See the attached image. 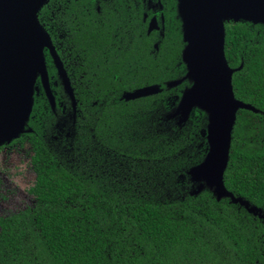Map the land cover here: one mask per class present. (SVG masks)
Here are the masks:
<instances>
[{"label": "trees", "instance_id": "trees-1", "mask_svg": "<svg viewBox=\"0 0 264 264\" xmlns=\"http://www.w3.org/2000/svg\"><path fill=\"white\" fill-rule=\"evenodd\" d=\"M57 3L87 0H49L40 11ZM224 29L228 66L242 65L232 75L234 96L258 112H237L223 182L262 217L189 176L208 150L207 119L198 109L185 122L169 118L188 86L185 65L172 89L157 83L156 96L137 101L133 119L120 106L124 91L107 106L109 91L88 88L87 100L99 99L87 101L85 139L77 126L66 137L50 110L37 107L36 81L25 128L31 131L22 134L33 146L35 202L0 217V264H264V27L241 22ZM178 52L171 45L170 60ZM138 79L144 85L143 75Z\"/></svg>", "mask_w": 264, "mask_h": 264}, {"label": "water", "instance_id": "water-1", "mask_svg": "<svg viewBox=\"0 0 264 264\" xmlns=\"http://www.w3.org/2000/svg\"><path fill=\"white\" fill-rule=\"evenodd\" d=\"M49 0H0V146L17 139L26 130L33 105L37 77L42 80L46 97L53 108L43 49L49 37L38 20V13ZM176 18L181 23L188 86L182 91L170 113V119L185 122L194 109L205 113L207 153L203 161L189 171L193 181L201 179L213 188L218 199L229 197L248 213L262 217V211L242 198H235L225 189L223 173L228 164L231 134L236 114L244 109L257 113L253 106L235 98L232 75L242 68L228 66L224 55V25L251 23L264 27V0H175ZM32 13L36 28L25 16ZM149 29H153V22ZM63 78H64V73ZM172 82L171 84H177ZM64 92L75 100L65 79ZM158 86H147L125 92V101L158 93ZM77 109V107H76Z\"/></svg>", "mask_w": 264, "mask_h": 264}, {"label": "flooded vegetation", "instance_id": "flooded-vegetation-1", "mask_svg": "<svg viewBox=\"0 0 264 264\" xmlns=\"http://www.w3.org/2000/svg\"><path fill=\"white\" fill-rule=\"evenodd\" d=\"M173 1L87 0V4L57 3L52 5L54 8L52 11H39V23L47 33L53 51L52 54L47 46L43 49L45 70L54 103L52 108L44 97L46 94L42 80L37 77L36 81L41 90L38 101L40 105L37 107L50 110L53 114L54 126L63 130L66 137H70L74 126L78 128V137L82 136L84 139L87 137V114H89L87 103L91 101L96 105V100L99 99L87 100L85 91L88 88L96 87L109 91L104 98L107 106H113L119 103V91L132 92L158 84L170 90L173 85L171 83L179 81L177 78L183 72L182 65H184L180 53L182 35L178 42L176 39L172 40V37L175 35L179 37L181 33V24L176 18ZM46 6L48 3L43 7ZM81 8L82 11H72ZM78 13L79 17H77ZM151 22L153 29L150 30ZM171 45L179 46V52L170 60ZM162 53L167 55L168 62L163 63L166 57ZM62 73L65 75L64 78ZM141 75L144 78L142 81L144 85L138 86L137 82L140 81L138 78ZM65 79L79 110L72 107L70 96L64 92ZM146 81L157 82L147 84ZM157 94L128 100L120 106L127 108L128 112L131 111L133 119L136 117L133 113H139V109H136L139 100L153 98ZM92 96L95 95H89ZM33 121L37 123L36 120ZM84 139L83 143H87ZM32 153L33 146L27 135L0 146V187L4 188V184L7 189L8 185L14 187L11 180L19 176V168L16 167L27 161L33 174V184L26 188L25 195L33 200L34 205L35 201L30 193L36 178ZM11 155L20 156L17 164L10 162ZM7 192L11 197H16L15 194H18L8 190ZM9 202L12 207L17 206L5 214L0 211V217H7L33 206L19 207L18 204L13 205L10 199Z\"/></svg>", "mask_w": 264, "mask_h": 264}, {"label": "rangeland", "instance_id": "rangeland-1", "mask_svg": "<svg viewBox=\"0 0 264 264\" xmlns=\"http://www.w3.org/2000/svg\"><path fill=\"white\" fill-rule=\"evenodd\" d=\"M19 158L20 156L18 155H11L10 162L17 164ZM18 168H19L18 171L19 176L14 180H11L12 179L11 177L9 178L11 182H13L14 187L8 185V189H7L6 184H4L5 189L0 187V197H1L0 211L3 212L2 214H5L9 210L15 208L17 206L16 204H18L19 207H23L25 205H30V206L33 205V200L25 195L26 188L30 187L33 184V174L31 168L27 161H23L19 167H16V169ZM3 190L5 192H3ZM7 190L13 192L14 194L15 192H18V194H15L16 197H11L10 193L7 192ZM9 199L10 201L13 202V205L16 206L12 207V205L9 204L10 203Z\"/></svg>", "mask_w": 264, "mask_h": 264}, {"label": "bare ground", "instance_id": "bare-ground-1", "mask_svg": "<svg viewBox=\"0 0 264 264\" xmlns=\"http://www.w3.org/2000/svg\"><path fill=\"white\" fill-rule=\"evenodd\" d=\"M25 21H26V23L29 24V26L36 28L37 21H36V18L34 17V15L32 13H29L25 16Z\"/></svg>", "mask_w": 264, "mask_h": 264}]
</instances>
